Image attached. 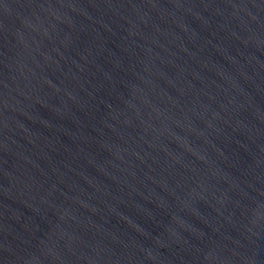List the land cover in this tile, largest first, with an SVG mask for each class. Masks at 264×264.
<instances>
[{"label":"water","instance_id":"1","mask_svg":"<svg viewBox=\"0 0 264 264\" xmlns=\"http://www.w3.org/2000/svg\"><path fill=\"white\" fill-rule=\"evenodd\" d=\"M0 264H264V0H0Z\"/></svg>","mask_w":264,"mask_h":264}]
</instances>
